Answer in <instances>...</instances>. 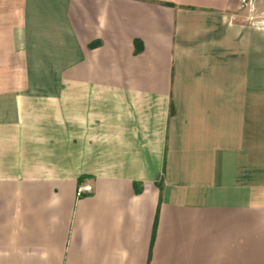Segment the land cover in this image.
Segmentation results:
<instances>
[{
    "label": "crops",
    "instance_id": "1",
    "mask_svg": "<svg viewBox=\"0 0 264 264\" xmlns=\"http://www.w3.org/2000/svg\"><path fill=\"white\" fill-rule=\"evenodd\" d=\"M246 1L0 0V264H264Z\"/></svg>",
    "mask_w": 264,
    "mask_h": 264
},
{
    "label": "rangeland",
    "instance_id": "2",
    "mask_svg": "<svg viewBox=\"0 0 264 264\" xmlns=\"http://www.w3.org/2000/svg\"><path fill=\"white\" fill-rule=\"evenodd\" d=\"M261 16L264 17V0H247L240 12L241 19L249 22H255Z\"/></svg>",
    "mask_w": 264,
    "mask_h": 264
},
{
    "label": "built area",
    "instance_id": "3",
    "mask_svg": "<svg viewBox=\"0 0 264 264\" xmlns=\"http://www.w3.org/2000/svg\"><path fill=\"white\" fill-rule=\"evenodd\" d=\"M82 192L90 193L91 187L89 186L82 187L81 189L78 190V195H80Z\"/></svg>",
    "mask_w": 264,
    "mask_h": 264
}]
</instances>
